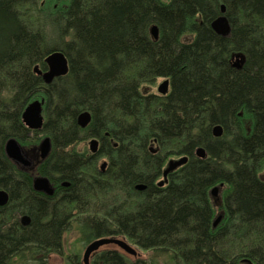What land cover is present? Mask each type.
Returning <instances> with one entry per match:
<instances>
[{
  "label": "trees",
  "instance_id": "trees-1",
  "mask_svg": "<svg viewBox=\"0 0 264 264\" xmlns=\"http://www.w3.org/2000/svg\"><path fill=\"white\" fill-rule=\"evenodd\" d=\"M222 4L229 36L211 25ZM54 50L69 71L47 84L35 67L47 70ZM235 52L246 56L241 69ZM160 77L167 94L144 90ZM35 99H44L38 130L22 121ZM83 111L92 115L85 128ZM46 135L52 151L39 170L57 185L51 196L5 153L9 137L31 146ZM88 137L100 140L97 153L72 149ZM171 155L188 160L160 186ZM263 167L264 0H0V187L10 194L0 264H49L74 224L87 243L116 236L152 253L99 248L91 264H264ZM68 259L84 264L79 253Z\"/></svg>",
  "mask_w": 264,
  "mask_h": 264
},
{
  "label": "water",
  "instance_id": "water-1",
  "mask_svg": "<svg viewBox=\"0 0 264 264\" xmlns=\"http://www.w3.org/2000/svg\"><path fill=\"white\" fill-rule=\"evenodd\" d=\"M226 6L225 4L221 5V14L217 16L211 23L212 28L222 36H229L231 34V23L227 15L225 14ZM151 34L154 39L158 38L159 29L156 24L151 26ZM246 56L243 52H235L232 54V65L237 69H241L245 63ZM47 63V70H41L37 66L35 67V71L41 75L42 79L45 83H51L55 78L64 76L69 71V62L66 54L62 50H54L48 53L45 58ZM158 91L162 94H167L169 91V80L165 79L159 86ZM43 106L44 99H35L27 104V106L22 111V121L23 123L32 130H38L43 127L45 118L43 115ZM92 120V115L89 111H83L78 114L77 122L82 127L85 128ZM213 134L216 137H220L223 134V126L221 124H217L213 127ZM89 147L92 153H97L99 150V140L96 137L91 138L89 141ZM39 152V160H44L52 149V140L50 136H44L38 146ZM5 153L7 157L17 163L28 164L30 163V159L25 151L24 147L20 143V141L16 137H9L5 142ZM196 155L204 158L206 156V150L203 147H199L196 150ZM188 160L187 155L180 156L178 158H171L168 160L166 167L163 170L164 180L160 181V185H162L166 180L168 174L175 171L177 168L185 164ZM107 162L104 161L101 164L102 170L105 169ZM68 182H64V185H68ZM33 188L38 192H43L49 196L55 193V187L52 184L50 178L46 175H36L33 178ZM137 189H145V184H139L136 186ZM219 192V187L214 186L211 189V194L216 196ZM9 201V193L4 188L0 189V206H4ZM221 215L217 217L214 221V226L218 224L221 220ZM30 216L24 215L21 218L23 225H28L30 223ZM108 243H115L125 252L131 255H137L138 251L134 248L126 239L123 238H110V237H100L93 241H91L85 248L83 254V262L84 264H91L90 258L91 255L99 250L102 246ZM246 261H252L246 259Z\"/></svg>",
  "mask_w": 264,
  "mask_h": 264
},
{
  "label": "rangeland",
  "instance_id": "rangeland-1",
  "mask_svg": "<svg viewBox=\"0 0 264 264\" xmlns=\"http://www.w3.org/2000/svg\"><path fill=\"white\" fill-rule=\"evenodd\" d=\"M43 1V0H41ZM164 78H158L156 80L155 83L150 84V85H145L143 88L145 91L149 92V93H155V94H159L158 91V86L164 81ZM44 115V114H43ZM44 137V136H43ZM42 137V138H43ZM92 137H88L86 140L80 141L79 143H77L76 145H74L72 147V149H76V150H87L89 153H91L90 147H89V141L91 140ZM40 142V141H39ZM39 142L36 144V146H38ZM33 145H26V148H30ZM151 149L156 151L158 149L157 145L152 143L151 144ZM180 157V155H171L169 158H178ZM107 161L105 158H99L98 159V167L101 166V164ZM108 166V163H107ZM107 166L105 168H107ZM261 175L264 177V167L261 171ZM222 196V191L219 190L218 194L216 196H213L214 198L212 199L215 207H216V218L219 216V214L222 211L221 205H220V201L219 198H221ZM221 222V220L218 222V224ZM217 224V225H218ZM128 241V240H127ZM134 248L137 249L138 251V256L140 257H149L152 253L151 251H146V250H142L141 248H139L138 246L134 245L132 242L128 241ZM87 242L82 240V235L79 232V229L77 228V226L74 224L72 226V228L65 234L64 236V254L63 255H52L49 264H69V259L68 257H70L71 255L75 254V253H79L81 256H83L85 248H86ZM103 248H118L117 245H105L102 246L101 249ZM133 257V256H131ZM158 263L159 264H171V262L165 258V257H159L158 258ZM240 264H249L247 262L242 261Z\"/></svg>",
  "mask_w": 264,
  "mask_h": 264
},
{
  "label": "flooded vegetation",
  "instance_id": "flooded-vegetation-1",
  "mask_svg": "<svg viewBox=\"0 0 264 264\" xmlns=\"http://www.w3.org/2000/svg\"><path fill=\"white\" fill-rule=\"evenodd\" d=\"M164 79H167V78H164ZM169 88H170V84H169ZM154 94H155V93H154ZM156 95H165V94H162V93L159 92V94H156ZM92 138H93V137H92ZM98 140H99V139H98ZM20 143H21V142H20ZM21 144H22V143H21ZM22 146L24 147L25 151L27 152V155H28V157H29V159H30L31 162L28 163V164H23V163H17V162H14V161H12V160H11V161L17 166L18 169L30 173V175L32 176V185H33V178H34V176H36V175H43V174L40 172V170H39V166H40V165L43 163V161H44V160L50 155L52 149H51L50 153L48 154V156H47L44 160H39V152H38V149H37V146H36V145H33V146L30 147V148H26V147H25L26 145H23V144H22ZM99 148H100V140H99ZM151 151H152L153 153L156 152V151H154V150H152V149H151ZM91 153H92V151H91ZM92 154H95V153H92ZM102 158H105V159L107 160V161H106L107 163L109 162L107 156H104V157H102ZM169 159H171V158H169ZM169 159H167L164 168L166 167V165H167ZM106 166H107V164H106ZM164 168H163V170H164ZM99 169L102 170L101 166L99 167ZM105 169H106V168H105ZM105 169L102 170V171H105ZM177 169H178V168H177ZM49 178H50V177H49ZM50 180H51V178H50ZM161 180H164L163 172H162V177H161V179L159 180L158 184L160 183ZM168 180H169V174H168V176H167V180H166L163 184L167 183ZM51 182H52V184L54 185L55 190H56V186H57V185H56L52 180H51ZM163 184H162V185H163ZM61 185H63V186H68V185H64V182H63ZM159 185H160V184H159ZM162 185H160V186H162ZM0 189H2V187H0ZM4 189H5V188H4ZM5 190H6V189H5ZM8 193H9V192H8ZM9 198H10V194H9ZM30 221H31V220H30ZM21 222H22V221H21ZM23 226H26V225H23ZM106 237H110V238H119V237H116V236H106ZM94 240H95V239H94ZM90 242H91V241H90ZM90 242H89V243H90ZM89 243H87V245H88ZM112 244L117 245V244H115V243H108V244H105V245H112ZM87 245H86V246H87ZM105 245H104V246H105ZM117 246H118V245H117ZM92 256H93V254L91 255V258H92ZM91 258H90V262H91ZM82 260H83V256H82ZM243 261H244V262H247V263H249V264H251L250 262L246 261V259L243 260Z\"/></svg>",
  "mask_w": 264,
  "mask_h": 264
},
{
  "label": "bare ground",
  "instance_id": "bare-ground-1",
  "mask_svg": "<svg viewBox=\"0 0 264 264\" xmlns=\"http://www.w3.org/2000/svg\"><path fill=\"white\" fill-rule=\"evenodd\" d=\"M215 221V220H214ZM217 226V225H216Z\"/></svg>",
  "mask_w": 264,
  "mask_h": 264
}]
</instances>
